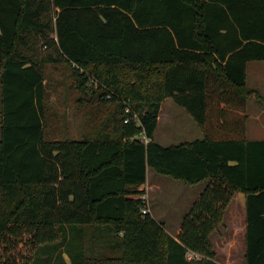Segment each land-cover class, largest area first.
I'll list each match as a JSON object with an SVG mask.
<instances>
[{
  "label": "trees",
  "instance_id": "trees-1",
  "mask_svg": "<svg viewBox=\"0 0 264 264\" xmlns=\"http://www.w3.org/2000/svg\"><path fill=\"white\" fill-rule=\"evenodd\" d=\"M253 60H264V0H0V264L16 263L3 250L24 235L34 254L20 264H222L213 234L239 192L245 264H264V139L247 137ZM50 65L69 69L66 90L92 117L106 104L103 127L50 136L52 90L66 84L50 88ZM168 97L201 138L156 141ZM148 168L207 182L177 235L143 212Z\"/></svg>",
  "mask_w": 264,
  "mask_h": 264
},
{
  "label": "rangeland",
  "instance_id": "rangeland-1",
  "mask_svg": "<svg viewBox=\"0 0 264 264\" xmlns=\"http://www.w3.org/2000/svg\"><path fill=\"white\" fill-rule=\"evenodd\" d=\"M54 36V35H52ZM42 41L36 43V49L39 56H47L50 50H47ZM259 62V63H256ZM264 61H254L248 65L249 84L253 85V79L259 74H264L263 71L257 69V65L264 67ZM256 68V69H255ZM256 70L257 72H254ZM54 73V66H48L49 84L51 86L57 82L66 83L61 86L59 92L58 86H54L52 90L51 101L55 104L52 106V113L58 114V121H53L52 117L49 120L51 137L57 136L61 138L73 137L75 139H82L85 134H89L94 130L100 129L106 124L107 111L106 104L102 105V111L99 110L96 118L90 115V105H79L75 98L79 92L69 93L67 85L72 82L73 78L61 77V74H70L67 67L62 66ZM254 72V74H253ZM61 73V74H60ZM56 75L57 78L54 77ZM59 77V79H58ZM258 80V78H257ZM74 81V80H73ZM73 98V99H72ZM88 102L92 101V96L88 97ZM130 104V99H125ZM163 111L155 131V139L164 146L180 143L183 141H190L203 136L202 129L197 121L188 113V111L172 98L168 97L163 102ZM253 100L248 101L247 113L251 114V106ZM98 106L100 104L98 103ZM161 113V112H160ZM1 121V116H0ZM248 124H253V120L249 119ZM1 137V125H0ZM156 176V178L154 177ZM155 181L159 186L152 182ZM155 183L148 192L147 208L151 209L154 217L165 225V228L175 233L174 224L180 225L185 215L189 212L193 202L198 198L201 192L205 189L207 182L198 184H187L181 180L173 179L170 176L157 173L154 169H149V182ZM155 187V188H154ZM147 193V191H146ZM149 202V203H148ZM150 211V212H151ZM236 223L239 225V221ZM235 226H237L235 224ZM234 226V227H235ZM174 235H177L176 233ZM244 235L241 226L236 229L233 228L231 233H226V237L213 235L214 246L217 250V258L222 264H245L243 258ZM14 244L10 249L3 250V261L6 257L11 258V262L15 264L23 263L24 261H31L34 254L33 244L30 242V236L24 235ZM10 254V255H8Z\"/></svg>",
  "mask_w": 264,
  "mask_h": 264
},
{
  "label": "crops",
  "instance_id": "crops-1",
  "mask_svg": "<svg viewBox=\"0 0 264 264\" xmlns=\"http://www.w3.org/2000/svg\"><path fill=\"white\" fill-rule=\"evenodd\" d=\"M254 61H264V60H253V61H250L248 65ZM256 63H259V62H256ZM248 65H247V75H248ZM261 65H264V64H261ZM256 67L259 71L264 72V67H261L260 65H257ZM254 72H257V71L254 70ZM247 80H248V86L254 90V93L252 97L250 98L251 100H253V105L251 106L252 107L251 114L248 113V121L249 119H252L253 124L251 127V125L248 124V121H247V137L249 139H264V74L260 73L259 77L256 74V77H254L253 79V85L249 84V77ZM247 107H248V104H247ZM162 111H163V105L161 108V113L159 115L158 124L160 123ZM149 169L150 168L147 169V181L145 183L147 193L143 195L144 197H146V199H148L149 190L151 189V187H153V184L156 183L155 181H152L155 183H152V182L148 183L149 182ZM154 177L156 178V176ZM157 185L159 186V184ZM149 211H151L150 208H149ZM237 218H238L237 221H239L240 223L239 225L236 223ZM181 224L178 226L174 224V227L176 229L175 231L176 234H178L181 231ZM235 224L237 226H235ZM238 226H241V230L244 235L245 228H246V197L243 192H239L233 197L226 211L224 224L220 225L218 231H216L214 234H217L218 236H221V237H226V233H229V232L231 233V230L233 228L236 229ZM175 233H171V234L174 235ZM244 252H245V240H244V245H243V258H244Z\"/></svg>",
  "mask_w": 264,
  "mask_h": 264
},
{
  "label": "built area",
  "instance_id": "built-area-1",
  "mask_svg": "<svg viewBox=\"0 0 264 264\" xmlns=\"http://www.w3.org/2000/svg\"><path fill=\"white\" fill-rule=\"evenodd\" d=\"M108 97H109V95H108ZM126 111L130 112V111H131V108L128 106V107L126 108ZM133 118L138 119V117H137L136 114H135V116H133ZM128 120H129V117L126 118V121H128ZM140 137H141L144 141H148V138H147V136H146V134H145L144 131L140 134ZM147 211H149V209H148L147 207L143 208V212H144V213H146ZM187 255H188L189 258H193V257H195V256H199V254H196V253H194L193 251H189Z\"/></svg>",
  "mask_w": 264,
  "mask_h": 264
}]
</instances>
